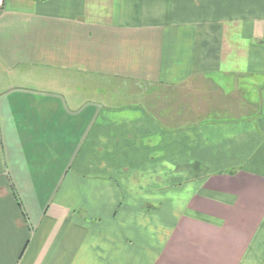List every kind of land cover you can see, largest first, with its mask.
Masks as SVG:
<instances>
[{"label": "crops", "instance_id": "0c3cea01", "mask_svg": "<svg viewBox=\"0 0 264 264\" xmlns=\"http://www.w3.org/2000/svg\"><path fill=\"white\" fill-rule=\"evenodd\" d=\"M0 264H264V0H3Z\"/></svg>", "mask_w": 264, "mask_h": 264}, {"label": "rangeland", "instance_id": "374dc122", "mask_svg": "<svg viewBox=\"0 0 264 264\" xmlns=\"http://www.w3.org/2000/svg\"><path fill=\"white\" fill-rule=\"evenodd\" d=\"M240 93L243 94L244 99L246 101H248V102L249 101H253L257 97L258 88L255 87L254 85H249L246 89L240 90ZM94 98L97 99V100H100V101L103 100V97H101V95H96ZM235 99H236L235 97H233V99H232V97H228L227 100L225 101V107L228 110H230L232 107H234V106H232V103L233 104L235 103L234 102ZM234 113L235 112H232L230 110L229 113L224 112L223 114H227V115L232 114V115H234ZM236 114L241 115L242 113L237 112ZM163 188L167 189L168 187H163ZM169 190L173 191V192H171L169 194H171V195L174 196L175 201H176V204H178L179 200L185 201L186 199H188V197H189L190 194L191 195H194V194H197L198 193L197 190L196 191H193V187H174V189H169ZM163 191H167V190H163ZM153 210H155V209H153ZM183 210H184L183 207H178V208L176 207L175 208L176 215L177 214H182L183 213ZM192 214L194 215L195 219H198V220L201 219V214L200 213L194 212ZM202 218L205 219V217H202Z\"/></svg>", "mask_w": 264, "mask_h": 264}, {"label": "built area", "instance_id": "2783aa9c", "mask_svg": "<svg viewBox=\"0 0 264 264\" xmlns=\"http://www.w3.org/2000/svg\"><path fill=\"white\" fill-rule=\"evenodd\" d=\"M2 1H3V0H0V6L2 5Z\"/></svg>", "mask_w": 264, "mask_h": 264}]
</instances>
